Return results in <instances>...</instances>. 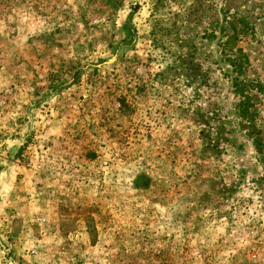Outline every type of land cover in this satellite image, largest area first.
Listing matches in <instances>:
<instances>
[{
    "label": "rangeland",
    "instance_id": "obj_1",
    "mask_svg": "<svg viewBox=\"0 0 264 264\" xmlns=\"http://www.w3.org/2000/svg\"><path fill=\"white\" fill-rule=\"evenodd\" d=\"M0 264H264V0H0Z\"/></svg>",
    "mask_w": 264,
    "mask_h": 264
},
{
    "label": "trees",
    "instance_id": "obj_2",
    "mask_svg": "<svg viewBox=\"0 0 264 264\" xmlns=\"http://www.w3.org/2000/svg\"><path fill=\"white\" fill-rule=\"evenodd\" d=\"M233 26H234V25H233ZM235 29H236V26H235ZM229 40H230V38H229L227 41H229ZM246 60H247V59H246ZM235 62H236V60H232V61H231V64L234 65L233 63H235ZM235 68H236V67H235ZM240 94H242V95L245 94V91H244V90H240ZM244 109H245V108H244ZM242 116L246 117L247 115L244 114V115H242Z\"/></svg>",
    "mask_w": 264,
    "mask_h": 264
}]
</instances>
